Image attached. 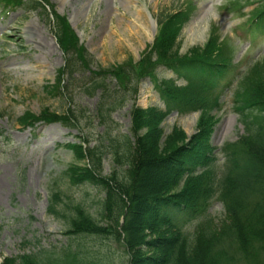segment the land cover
<instances>
[{
	"label": "rangeland",
	"instance_id": "1",
	"mask_svg": "<svg viewBox=\"0 0 264 264\" xmlns=\"http://www.w3.org/2000/svg\"><path fill=\"white\" fill-rule=\"evenodd\" d=\"M66 1L69 2L67 5ZM234 1L116 0L101 3L97 0L89 9L78 0H51L56 11L68 17L81 44L103 67L122 65L129 57L138 61L142 52L153 43L156 18L176 10L187 11L189 6H194V14L178 40L180 54H188L196 48L199 54L218 59L220 51L208 48L222 46L228 40L236 52L234 63L241 61L232 74L239 78L253 62L264 57V38L256 40L257 42L250 41L254 38L250 37L253 30H248L245 24L254 6L247 5L244 0L238 6L237 1ZM26 14L21 10L0 23V129L10 135L8 141L0 140V264L6 258L15 259L25 253H38L42 248L56 250L58 253L62 247H65V256L67 249L77 248L83 254L100 258L104 264V259L109 262L111 258L123 255L122 249L112 240L102 242L94 237L76 238L68 234L69 218L73 214L72 204H81L96 217L95 207L99 197L104 198V193L89 182L79 185L69 182L65 186V172L72 164L81 165L80 169L85 172L89 167L85 159L79 162L74 151L61 145L83 141L90 142L92 147L97 143L101 146L102 143L109 145V137L114 138L112 145L116 142L121 147L125 145L124 153L125 147L118 150V154L103 158L99 176L101 183H105L104 179L110 178L114 173L122 175L127 169L124 167L127 158L121 156L128 155L129 141L134 140L130 133L133 108L136 106L148 109L159 105V99L152 85L145 81L140 85L137 97L126 93L125 98L116 97L114 102L102 100L112 106L115 103L112 116L105 126L98 114L101 107L100 94L91 96L84 93L86 89H80L84 76L74 75L73 80L68 81L67 86L72 95L67 94L66 90L64 94L57 96L45 93L46 87L51 90L56 87L55 78L57 71L63 66L64 56L57 45H52L53 33L47 27L46 17L38 13L29 16ZM34 62L43 65L42 71L32 67ZM25 68H32V71H23ZM166 74L172 75L171 72ZM109 81L111 85L117 86L115 80ZM226 98L227 101L222 100L224 104L221 109L224 110L215 112L219 120L214 127L211 142L218 149L215 153L219 159L218 167H222L225 162L221 149L236 142L245 132L244 126L239 124L238 116L230 112L232 93L226 94ZM43 109L59 114L72 111L78 119L77 128L69 131L61 125H47L39 129L36 127L33 131L19 130L17 119L20 116L27 111L40 114ZM8 113H13V117L9 118ZM198 119V114H192L177 122L176 116H171L162 124V134L152 131L149 134L157 136L155 140L161 150L165 148L176 124L191 138L196 133ZM140 121L146 124L144 116ZM139 129L142 138L145 128ZM24 134L27 136L26 140ZM166 171L162 166L141 164L135 173L137 177L134 187L137 186V193L144 197L161 190L156 189L163 186L166 179L171 180L165 174ZM86 174L91 173L89 171ZM56 180L60 182L56 190L60 189L65 193L58 204V209L65 212V218H54L47 214L51 195L49 191L55 187L52 182ZM110 186L108 183L106 187ZM182 189L180 184L171 194L178 195ZM134 200L139 205L134 211L137 221L135 224L151 222L153 215L145 212L142 199ZM29 216L34 219V223L29 222ZM151 251L152 248H149L148 254ZM71 258L68 255L67 259ZM253 261L252 264H264L263 247H257ZM247 263L241 254L231 259V264Z\"/></svg>",
	"mask_w": 264,
	"mask_h": 264
},
{
	"label": "trees",
	"instance_id": "2",
	"mask_svg": "<svg viewBox=\"0 0 264 264\" xmlns=\"http://www.w3.org/2000/svg\"><path fill=\"white\" fill-rule=\"evenodd\" d=\"M261 68L263 69H260L262 76H258L256 73L253 74L248 82L247 89L254 96L257 106L264 107V66ZM146 125L138 118V127L148 128V125H150L152 132H159L155 130L154 124L150 123V120L146 121ZM156 137L154 133L147 134L139 139L136 151L133 154L128 152V158H133L129 178L115 184L117 191H113V187L107 188V198L99 207L102 218L109 215L116 219L117 223L124 212V208L129 207L126 215L127 222L123 227L124 235L117 232L115 238L119 242L123 239L127 248L128 260L125 264H231V259H235L237 256L225 249L221 241L226 239V235L223 232H218L211 223L202 227L194 238V242H188L174 228L168 227L167 224L160 221L152 219L151 222L146 221L145 224H135L137 221L135 220L134 211L136 208L138 209L139 205L137 200L134 199H142L145 204L143 206L145 212L151 213L147 203L152 199L158 200L172 195V191L177 189L181 182L182 172L170 168L173 167L177 157L175 148L179 146L183 138L175 135L160 151L157 147ZM179 138L181 139L178 140ZM245 141L251 151V158L248 159L250 163L243 170L244 174L238 175L237 179L232 180V185L227 188L231 191L229 195L233 198L228 212L229 219L232 222L236 221L242 224V227L236 231L234 243L240 245L241 252L244 251L246 255L244 259L248 261L247 264H252L254 263L253 257L256 254L257 247H263L264 250V126L257 127L251 138H246ZM88 153L93 166H98L99 150L88 151ZM149 156L155 157L157 167L162 166L167 169L165 174L169 175L171 178H168L172 181L166 179L164 185L156 189H161L159 190L161 192L154 191L151 194L152 196L142 197L143 195L136 191L137 186L134 187L135 177H137L135 173L137 168L140 169L141 164ZM249 166L251 167L249 168ZM94 168L96 170V167ZM127 197L129 198L128 206L125 202ZM173 197L183 204L191 198L185 190L181 195H172ZM57 205L58 203L55 208H50L51 213L56 214ZM72 208L73 214L69 218L70 228L79 227L84 234L96 235L97 237H103L107 234L108 229L98 226L97 219H94L88 213H80L79 209L74 210L75 206ZM61 213L60 216L65 218V212ZM112 228L117 230V224L113 225ZM137 235L139 236L137 237ZM149 239H151V242L147 241ZM205 244H207V248H205ZM147 248H152L154 252L151 251L148 254ZM206 250L207 252H205ZM103 263L108 264L105 259ZM5 264H16V262L7 260ZM81 264H99V262L96 258L90 260L83 256Z\"/></svg>",
	"mask_w": 264,
	"mask_h": 264
},
{
	"label": "bare ground",
	"instance_id": "3",
	"mask_svg": "<svg viewBox=\"0 0 264 264\" xmlns=\"http://www.w3.org/2000/svg\"><path fill=\"white\" fill-rule=\"evenodd\" d=\"M88 2L92 3L93 1H88ZM108 2H109V1H108ZM82 4L85 5L84 2H82ZM42 68H43V65H42L40 62L34 64V69L39 70V71H42ZM155 164H156V159H155V157H152V156H149V157L145 160V162H143V165H144V166H152V165H155ZM137 206H138V205H137Z\"/></svg>",
	"mask_w": 264,
	"mask_h": 264
}]
</instances>
